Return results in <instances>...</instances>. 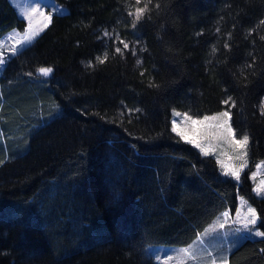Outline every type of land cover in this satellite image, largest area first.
<instances>
[{"label":"trees","instance_id":"16d2710c","mask_svg":"<svg viewBox=\"0 0 264 264\" xmlns=\"http://www.w3.org/2000/svg\"><path fill=\"white\" fill-rule=\"evenodd\" d=\"M56 1L68 12L0 75V264H157L149 245L192 243L239 196L264 231L249 176L264 159V0ZM26 26L0 0V38ZM174 110L231 113L249 136L240 182L173 131ZM228 264H264V237Z\"/></svg>","mask_w":264,"mask_h":264},{"label":"rangeland","instance_id":"374dc122","mask_svg":"<svg viewBox=\"0 0 264 264\" xmlns=\"http://www.w3.org/2000/svg\"><path fill=\"white\" fill-rule=\"evenodd\" d=\"M14 6L17 8L20 17L25 19L27 26L24 30L13 29L6 35L0 38V58H3L6 63L0 66V75L3 73L7 62L11 57L15 56L13 54L12 48H19L20 45L15 41L18 37L14 39H9V35L13 33H18L23 36L26 30H30L35 33L33 41L36 39L50 26L53 17L55 15H63L68 12V8L59 4L56 0H11ZM57 8L63 9L62 13L57 12ZM36 9V11H33ZM51 17L49 20L48 17ZM31 44L25 46V48ZM222 112H228L230 120L227 117H220L217 120L205 121L202 124L193 125L192 121L187 119L191 117L195 120L203 121L204 117L219 116ZM179 113L180 115H176ZM227 120L228 124L234 130L232 124L231 113L228 110H222L212 114H207L201 117H194L189 114L183 113L179 110L173 111L172 118V129L175 126L178 131H174L177 135L178 132L184 133V136L188 140H195L201 147H196L195 144L190 143L194 146L200 153L204 154L206 150L209 156H212L217 161L221 173L228 172L232 169H237L240 171V179L236 180L231 175V178L240 182L242 174L251 167L248 145L245 148H240L233 142V138L227 132V125L221 127L224 121ZM175 121V125L174 122ZM6 128L1 125L0 133L4 142L7 141ZM235 133V139L239 140L242 137H238ZM184 141V136L179 135ZM187 142V141H186ZM247 153L244 155V153ZM244 167L241 169V165ZM225 175V174H224ZM249 176L253 182L254 193L259 197L264 199V194H258V189L264 188V159L255 164L249 172ZM251 206L256 209L257 214L260 216L258 207L255 204L249 202L245 197L239 196L238 206L235 211H225L229 215L227 217L222 216V214L199 236L188 245H149L148 250L153 255L157 264H212V260H216V264H221V259L227 257L229 260L230 252L240 245L247 238H262L255 235H250L243 228L245 218L247 216V209ZM224 212V213H225ZM250 218V217H249ZM261 220V219H260ZM259 222L254 227L260 231H263L259 225ZM220 224L224 227L221 228ZM253 227V226H249ZM240 229V231H237ZM207 233V234H205ZM191 246V251L197 257L196 260L189 259L183 254L181 250L189 248Z\"/></svg>","mask_w":264,"mask_h":264},{"label":"snow or ice","instance_id":"6c2138e0","mask_svg":"<svg viewBox=\"0 0 264 264\" xmlns=\"http://www.w3.org/2000/svg\"><path fill=\"white\" fill-rule=\"evenodd\" d=\"M137 3H139V0H137ZM149 3H151V0H149ZM156 7H159V5L157 4ZM147 10V4H145L144 8H138L136 10V14H135V18L136 20H139L141 18V16L143 15V13ZM33 11H36V9H33ZM57 12L59 13H62L63 12V9H60V8H57ZM131 14V13H130ZM48 19L50 20L51 17L49 16ZM261 23H264V21H262ZM133 27H135V23L133 24ZM217 31H219V29H217ZM105 35H108L107 32H105ZM16 43L20 45L19 48H16V47H13L12 48V52L13 54H18V53H22V51L24 50L25 46L28 45V44H31V42L33 41L34 37H35V33L31 32L30 30H26L25 34L23 36H20L18 33H13V34H10L9 35V39H14L16 38ZM123 43V42H122ZM124 48L127 49L128 48V44L127 43H124ZM215 50V49H214ZM117 52H121L122 54V51L120 48H117L116 49ZM133 55H135V52L133 51ZM99 60L100 63H103L104 60L107 59V56L105 55L104 59H100V58H97ZM4 63H6V61L3 59V58H0V66H2ZM137 63H142V61H137ZM37 71L42 75V76H49L51 75V73L53 72V69L51 67H40L37 69ZM31 75V73L29 74ZM225 103H227V101H225ZM233 106L234 105V102H233ZM57 108L59 107L58 105L56 106ZM136 111H140L139 109H136ZM261 115H264V101H262V106H261ZM176 115H180L179 113H176ZM220 117H227L229 120H230V116H229V113L228 112H222L219 114V116H213V117H204L203 121L201 120H195V119H192L191 117H187V119L191 120L192 121V124L193 125H197V124H202L204 123L205 121H208L209 119L211 120H217L219 119ZM174 125H175V121L173 122ZM225 125H227V132L229 133V135L232 136L233 138V142L239 146L240 148H245L247 147L248 143H249V136L247 134H244L242 139H239V140H236L235 139V133H234V130L231 128V125L228 124V121L225 120L224 121V124L220 125L221 127H224ZM173 131H178L177 128L174 126L173 127ZM178 135H181V136H184V133L182 132H178ZM185 140L188 142V143H193L196 145V147H201L198 143H196L195 140H188V138L186 136H184ZM202 151H204V154L205 155H208L209 153L204 150V149H201ZM247 153L245 152L244 155H246ZM241 169L244 167V165L242 164L241 166ZM225 175H231L232 177H234L236 180H239L240 179V171L237 170V169H232L228 172H225L224 173ZM258 194H264V188H261V189H258ZM229 215L228 212H225L222 214V216L224 217H227ZM250 217V218H249ZM260 216L257 214L256 212V209L255 208H252L251 206L248 207L247 209V216L245 218V221H244V224H243V228L244 230H246L250 235H255V236H258V237H264V231H260L258 229H256L254 226L257 225L258 221H260ZM249 226H253V227H249ZM220 227L223 228L224 225L223 224H220ZM237 231H240V229H237ZM207 234V233H205ZM183 252L184 255H186L189 259L191 260H196L197 257L193 254V252L191 251V246L189 248H185L183 250H181ZM212 264H216V260L213 259L212 260ZM221 264H228V259L227 257H223L221 259Z\"/></svg>","mask_w":264,"mask_h":264}]
</instances>
